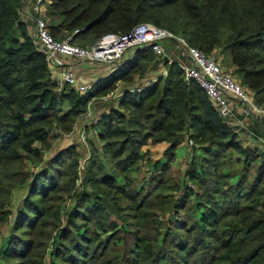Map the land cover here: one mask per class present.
Segmentation results:
<instances>
[{
	"label": "trees",
	"instance_id": "trees-1",
	"mask_svg": "<svg viewBox=\"0 0 264 264\" xmlns=\"http://www.w3.org/2000/svg\"><path fill=\"white\" fill-rule=\"evenodd\" d=\"M25 1L0 0V264H264V148L244 144L177 61L149 45L130 48L85 92L58 83ZM42 16L53 37L83 46L140 21L166 28L222 53L264 106V0H46ZM160 62L165 73L138 87ZM116 82L135 87L88 124L81 174L71 144L45 158L49 139ZM183 138L188 160L175 178Z\"/></svg>",
	"mask_w": 264,
	"mask_h": 264
},
{
	"label": "built area",
	"instance_id": "built-area-1",
	"mask_svg": "<svg viewBox=\"0 0 264 264\" xmlns=\"http://www.w3.org/2000/svg\"><path fill=\"white\" fill-rule=\"evenodd\" d=\"M45 1L32 0L34 6V13L30 16L33 19L32 35L44 50L50 72L52 71L54 78L56 75L52 68L57 63L59 55H71L91 62L97 61L113 65L127 49L136 45H149L155 54L164 58L166 63H170L175 58L171 56L168 47L163 42L165 38H170L174 46L179 47L184 55V61H177L182 76L193 78L198 83L214 103L219 114L227 119L230 127L237 132L238 137L244 144H251L253 139L264 142V129L257 132L254 128L248 126L246 120L248 117L260 118L263 116L264 106L256 102L253 93L239 84L229 71L221 67L214 52L204 53L189 44L182 36L148 21H140L123 33L105 32L93 43L84 46L71 42L69 36L55 38L48 31L45 19L42 16ZM166 63L163 62L161 68L146 79L145 83L153 80L155 75L165 73ZM55 79L58 83H69L80 93L89 90L92 86V81L80 79L68 67L61 68ZM121 90V84L116 82L114 87L101 94L99 99L102 102L111 101L112 104L116 105ZM231 99L236 100L238 103L239 116H235L233 113ZM91 107V101H88L82 114L85 123L91 120ZM187 142L191 143V140L188 139ZM82 166V163L78 161L79 173ZM78 181L79 178L76 179L77 183Z\"/></svg>",
	"mask_w": 264,
	"mask_h": 264
},
{
	"label": "rangeland",
	"instance_id": "rangeland-1",
	"mask_svg": "<svg viewBox=\"0 0 264 264\" xmlns=\"http://www.w3.org/2000/svg\"><path fill=\"white\" fill-rule=\"evenodd\" d=\"M44 11V10H43ZM43 14V13H42ZM165 42H166V45H168L167 47H169V53L171 54V56L173 58H175V60H183L184 61V55L181 53V49L179 47H175L174 46V43L172 44L171 42H169L167 39H165ZM173 42V41H172ZM129 50H131L130 48L127 49L123 54H126L127 52H129ZM217 51L215 50V53ZM180 53L182 55H180ZM121 56V57H122ZM216 56H217V59L221 65V67L227 71H229L231 73V75L233 76V78L239 83V81L237 80V78L234 76V74L231 72V67L228 66L227 64H223L221 61L222 59V56L223 54L222 53H219L217 52L216 53ZM89 66H96L97 68L101 67V68H105L106 65H111V64H107V63H101V62H97V61H94V62H91V61H88L86 62ZM158 70V69H157ZM157 70H154L153 73L151 72L150 75L154 74L155 71ZM135 84V83H134ZM240 84V83H239ZM251 92V91H250ZM95 99H93L91 102H93V108L91 109L92 113H91V117H90V121L88 123H85L84 122V118L82 115H80L77 119H79L80 121V124L81 126L79 128H72V130H70L69 132H66V134H62V135H58V136H53L49 139V146L44 150V157L47 158L50 154L54 153L57 149L59 148H62L63 146H66V145H69L71 144L73 148H75V150L78 151V161L82 163L85 162V159H86V156L88 154V151H89V143L87 141V136H91L92 137V134L90 133L91 131H88L89 129H87V126L89 123L91 122H94L95 120V117L97 116L93 111L95 110V106H97L99 104V102H94ZM93 117V118H92ZM75 125V123H74ZM254 128V127H253ZM254 130H256L257 132H261L260 129H256L254 128ZM91 134V135H90ZM188 139L186 140V138H183L182 141H180L179 143V149L177 151V154L175 155L174 159L171 161V166H170V173L173 174V176L176 178L178 177H182V173H183V170L186 166V162L188 160V156L187 154L189 153V148H188V143H187ZM257 144V145H256ZM251 145H255V146H261L259 148H264V142H260L258 140H255L253 139V141H251ZM142 164V163H141ZM145 163L142 164L140 166V169H141V172L142 171H146V168H145ZM83 167V166H82ZM82 167H80V174H81V170H82ZM142 174V173H141ZM143 175V174H142ZM25 192V183H19L18 185L14 186L11 190V194L9 196V207L10 208H13L15 207L21 196L24 194ZM65 201H67V199L63 200V205L65 206ZM55 231V228L52 229L51 231V234H53ZM3 235V234H2ZM1 235V236H2ZM0 236V237H1ZM8 235L5 234L3 235V237H1L0 239V245L3 241H5L7 239ZM52 236H50L48 238V243L46 245V256H48V250H49V242L51 240Z\"/></svg>",
	"mask_w": 264,
	"mask_h": 264
},
{
	"label": "crops",
	"instance_id": "crops-1",
	"mask_svg": "<svg viewBox=\"0 0 264 264\" xmlns=\"http://www.w3.org/2000/svg\"><path fill=\"white\" fill-rule=\"evenodd\" d=\"M33 2L32 0H26L24 2V4L22 5V12L30 17L33 13H34V8H33ZM31 18V17H30ZM130 54V51L127 52L126 54H124L122 57H120L113 65H106L105 68H97L96 66H89L86 62L87 60L84 59H80L71 55H59L58 56V61L57 63H55L53 65V72L56 75L55 78L57 77L58 71L63 68V67H68L69 69L72 70V72L79 77L80 79H84V80H90V81H94L95 79H97L98 77H102L104 76L110 69L111 67L115 66L121 59H125V57H127ZM180 55H182L180 53ZM178 61V60H176ZM163 65L162 62H160L157 66L156 69H152L151 71H149L147 74L145 75L143 78L140 79V84L139 86L144 87L146 85H148L150 82H152L153 80H151L148 83H145L146 79H148L149 77L152 76V74L150 75V73L154 70L160 69L161 66ZM52 72V71H51ZM52 75V73H51ZM53 76V75H52ZM155 77V76H154ZM123 87H127V88H134L135 85L134 83L132 84H122L121 85V89ZM98 102L100 101L99 99H96ZM94 101V102H97ZM92 106H93V102H91ZM107 107V103L106 102H102L100 101L99 104L97 106H95V110L93 111L96 115H98L100 113V111H102L103 109H105ZM231 107L233 110V113L235 116H239L240 114L238 113V103L236 102V100L231 99ZM93 108V107H92ZM247 124L249 127L251 128H256V129H260V131H262L264 129V115L261 116L260 118H255V117H248L247 119ZM80 120L77 119L75 121V125L73 124V128H79L81 126ZM180 143V142H179ZM179 143L176 146V154L177 151L179 149ZM257 145V144H256Z\"/></svg>",
	"mask_w": 264,
	"mask_h": 264
}]
</instances>
